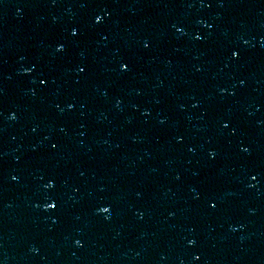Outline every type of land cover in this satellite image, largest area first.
Here are the masks:
<instances>
[{"label": "water", "instance_id": "95a60500", "mask_svg": "<svg viewBox=\"0 0 264 264\" xmlns=\"http://www.w3.org/2000/svg\"><path fill=\"white\" fill-rule=\"evenodd\" d=\"M0 264H264V0H0Z\"/></svg>", "mask_w": 264, "mask_h": 264}, {"label": "snow or ice", "instance_id": "6c2138e0", "mask_svg": "<svg viewBox=\"0 0 264 264\" xmlns=\"http://www.w3.org/2000/svg\"><path fill=\"white\" fill-rule=\"evenodd\" d=\"M104 15L107 16L108 13L105 12ZM94 20H95L96 23H99V22L102 20V17H101L100 15H96L95 18H94ZM177 31H180V30L177 29ZM71 35H72V36H76V35H77V30H76V29H73ZM144 47L147 48L148 45L145 44ZM56 51H57V52H61V51H63V46H57ZM231 56L235 58V57L238 56V53H237L236 51H233V52L231 53ZM120 69H121V71H126V70H127L126 65L123 64V63H121V64H120ZM28 71H30V69H29ZM79 71L82 72V71H84V69H83V68H80ZM40 83H41V84H44L45 81L42 79V80L40 81ZM68 107L71 108L72 105L69 104ZM161 123H163V121H161ZM222 126L225 127V128L228 127L227 124H224V125H222ZM241 150L244 151V152H247V151H248L247 148H242ZM189 151H191V149H189ZM208 155H209V157H213L215 154H214L213 152H209ZM12 179H16V178L13 177ZM252 179H256V177L253 176ZM251 186H252V185H249V187H251ZM44 187H45L46 189H51V188L54 187V182H53V181H49L48 183H46V184L44 185ZM55 207H56V204L53 203V202H49V203H46V204H45V210H48V209H53V210H54ZM210 207H215V204H214V203H210ZM98 211H99L100 213H102V214H106V213L109 212V208H108V207H100ZM104 218L107 219V218H108L107 215H105ZM193 243H194L193 240H189V241H188V244H189V245H191V244H193ZM193 259H194V260H195V259H198V257H195V256H194Z\"/></svg>", "mask_w": 264, "mask_h": 264}]
</instances>
